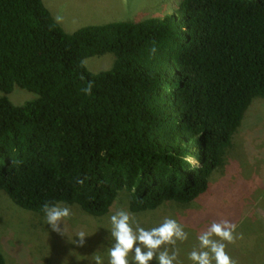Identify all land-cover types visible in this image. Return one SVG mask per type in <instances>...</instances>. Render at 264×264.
Instances as JSON below:
<instances>
[{
    "label": "trees",
    "instance_id": "obj_1",
    "mask_svg": "<svg viewBox=\"0 0 264 264\" xmlns=\"http://www.w3.org/2000/svg\"><path fill=\"white\" fill-rule=\"evenodd\" d=\"M105 53L111 67L88 71ZM14 87L36 97L15 105ZM0 92V191L16 206L102 216L120 191L131 212L193 202L264 98V0H179L72 33L42 0H0Z\"/></svg>",
    "mask_w": 264,
    "mask_h": 264
},
{
    "label": "rangeland",
    "instance_id": "obj_2",
    "mask_svg": "<svg viewBox=\"0 0 264 264\" xmlns=\"http://www.w3.org/2000/svg\"><path fill=\"white\" fill-rule=\"evenodd\" d=\"M178 1L42 0L67 33L87 25L160 18L172 13ZM58 16L61 17L59 21ZM113 61L114 55L105 53L87 57L84 63L88 71L98 73L108 70ZM6 97L20 105L36 95L14 87ZM128 198L127 192L120 191L113 206L102 216H92L75 204L58 203L69 207L72 213L62 221L64 234H59L46 224L44 214L16 206L0 191V253L5 264H95L92 257L96 255L103 258V264H109L108 249L114 243L110 216L117 210L128 212L145 229L157 226L166 217L182 225L187 239H177L174 245H162L159 249H167L170 255L176 252L173 264H194L189 253L199 248L197 237L213 221L222 220L236 225L234 242H224L228 255L238 260L235 264H261L264 244L259 247L255 242L261 240L264 243V98L253 99L233 135L224 164L213 173L207 191L199 198L187 204L167 201L142 212H131ZM79 232L87 235L83 247L72 243L78 239L76 234ZM239 249L246 253H237ZM133 256L134 253L129 252L130 264ZM149 264L158 262L153 260Z\"/></svg>",
    "mask_w": 264,
    "mask_h": 264
},
{
    "label": "clouds",
    "instance_id": "obj_3",
    "mask_svg": "<svg viewBox=\"0 0 264 264\" xmlns=\"http://www.w3.org/2000/svg\"><path fill=\"white\" fill-rule=\"evenodd\" d=\"M57 21L61 17L56 18ZM152 51H155L153 49ZM92 82L82 89L85 94H91ZM188 163L198 164V161L187 158ZM83 183V180H78ZM45 222L51 230L63 233L62 221L72 215L71 209L59 204L45 203L42 208ZM111 236L114 239L113 245L108 249L109 264H130L127 259L129 252H133L131 264H149L150 261H157L158 264H173L176 259V252L170 255L167 249L159 251L162 245H174L176 240L187 239V233L183 226L172 218H165L163 222L155 227L145 229L134 221V218L124 210H117L110 216ZM236 225L222 220L213 221L209 227L197 237L199 248L189 253V259L194 264H235V261L225 251L226 243H233ZM84 232L76 234L78 239L72 243L83 247L86 243ZM218 238V239H217ZM95 264H103V258L99 255L93 256Z\"/></svg>",
    "mask_w": 264,
    "mask_h": 264
}]
</instances>
